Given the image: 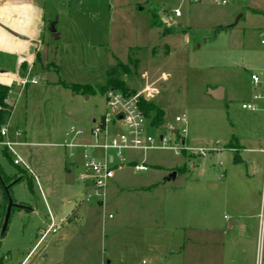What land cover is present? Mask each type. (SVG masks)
Returning <instances> with one entry per match:
<instances>
[{
  "label": "rangeland",
  "instance_id": "374dc122",
  "mask_svg": "<svg viewBox=\"0 0 264 264\" xmlns=\"http://www.w3.org/2000/svg\"><path fill=\"white\" fill-rule=\"evenodd\" d=\"M37 4L45 41L28 77H34L36 83H12L6 99L11 106L7 118L10 137L31 143L17 147L29 170L14 166L0 145V229L7 206L1 182L7 185L20 179L9 194L14 203L29 205L34 212L11 210L0 239L1 264H100L101 259H112L113 264H177V251L171 245L177 238H185L188 245L189 233L178 228L189 219L185 217L188 200L171 195L164 198V189L150 184L162 183L157 177L159 166L178 172L168 185L181 188L192 180L189 171L179 170L183 158L190 161L197 156L185 151L179 155L162 150L123 152L124 158L146 159L148 169L135 171L126 160L114 171L104 205L98 206L96 200L85 199L83 186L76 180L78 167L59 144L92 139L93 120L105 112L104 93L98 85L104 82L106 70L117 62L137 61V67L130 65L122 79L128 91L140 93L146 86L152 90L153 99L143 100L166 112L165 125L162 122L156 128L163 131L182 126L188 146L222 147L223 142L215 139L223 131L231 132L236 117L250 113L241 109L236 85L249 89L251 73L260 74L264 69V47L258 37V27L264 24V0H233L228 5L187 0H37ZM176 7H180L181 17L171 15ZM53 21L59 39L47 29ZM178 21L183 23L181 31L176 30ZM164 28L176 35H162ZM14 61L7 59L9 65ZM20 70L24 76V69ZM72 83L90 84L94 92L88 98L72 95ZM219 84L227 92L235 88L233 99L209 98L206 86ZM181 114L186 121L177 124L174 118ZM16 127L22 133L14 138ZM70 127L81 134L71 133ZM252 155L258 162L249 166L233 164V152H228V165L214 166V160L209 161L211 170L205 178L216 185L228 182V186L226 202L209 204L208 209L221 230L227 224L231 228L221 249L192 250L184 264H196L197 260L203 264H256L259 226L254 232L249 226L240 228L242 222L258 223V216L254 220L244 215L257 206L262 213L264 205V160L261 154ZM220 174L223 176L218 177ZM49 179L71 186L72 197L65 196L70 202L41 196L39 187L44 191ZM244 179L246 186L241 183ZM70 203L79 209L75 220L65 216ZM55 204L64 207L56 212ZM51 218L54 225L48 231ZM155 255L161 257L160 263Z\"/></svg>",
  "mask_w": 264,
  "mask_h": 264
},
{
  "label": "crops",
  "instance_id": "0c3cea01",
  "mask_svg": "<svg viewBox=\"0 0 264 264\" xmlns=\"http://www.w3.org/2000/svg\"><path fill=\"white\" fill-rule=\"evenodd\" d=\"M17 6H29L28 11V21H27V27L26 31L24 33L11 28L8 26L5 21H3L0 17V22L7 27H9L14 32L18 33L21 38H17L15 36L7 34L5 31L0 29V74L5 73L6 75L12 76V78L8 82H3L0 80V83L6 86H10L12 83L20 84L22 80L29 81L28 77L30 76V72L32 68L34 67L35 58L37 57V53H39L41 46L44 43V29L43 24L44 21L40 14V9L37 4V0H30L26 2H22L20 0H0V10H9L12 7ZM253 11H257V8H251ZM236 12V11H233ZM235 14V13H234ZM181 17V16H180ZM177 27H183V23L181 21H178L176 23ZM264 28L263 26L258 27V31ZM172 35H176L171 33ZM166 34V35H171ZM163 35V34H162ZM185 39H187V35H185ZM167 46V45H165ZM200 47V45H198ZM14 59V64L9 65L7 62V59ZM24 69L22 73H25L24 76H21V70ZM261 73H263L262 77L264 78V69L261 70ZM252 74V73H251ZM34 78V77H32ZM20 82V83H19ZM249 83L252 85L251 81ZM27 84V83H26ZM73 84V83H72ZM239 85V84H238ZM236 85V91L238 90L237 94L241 99V104L247 101H251L252 94L254 92L253 86L249 89L244 90V87H240ZM261 90L263 89V86L260 87ZM219 91V98H215L214 95L210 93L211 91L216 92ZM235 88H231L229 92H227V88L221 84L216 86L208 85L206 86V94L209 96V98L213 100H225L226 98L233 99V92ZM72 91V90H71ZM75 92L72 91V95H74ZM214 94V93H213ZM89 96H87L88 98ZM240 104V105H241ZM259 109L257 111H250V113L240 115L236 117V120L234 123L235 127H231L232 130L230 133H226V131H223L221 136L216 138L215 140H219L223 142V146L220 148H213L214 150H211L209 152V155H196V158H193L190 161H187L183 158V161L181 163V166L179 167V170L183 173L186 171H189L192 180L186 184H183L181 188H174L170 187L168 184L171 183V181L175 180L178 172H176L175 178H170L169 180H166L165 178L173 171V168H162L157 166V172H158V178L163 179L162 183H159L158 181L151 182L150 186H158V188L164 189V198L169 197L170 195L174 198L180 197L181 199H187L188 205H189V211L185 215V217H188L187 223L180 224L178 226L179 229H183L185 233H189V237L186 236L188 240V245H185V238H177L175 240V244L171 245V249L177 251L176 256H174L175 261L177 264H184L185 256L186 259L189 258L190 253L192 250L201 249V247L207 248H213L217 247L218 249H221L223 247V237L226 234V231L230 230L231 225L227 224L225 229H220L217 224L215 223L213 219V213L211 212V209H208V205H213L214 203L219 205L221 202H226V190L225 186H228V182L223 183L221 185L213 184L209 179L205 178L209 175V172L211 170V165L209 161H213L212 165H216L217 163L223 164L225 162L226 165L230 164L228 152H233V164H237L239 162L244 163L245 166H249V164L254 165L256 161L258 162V159L254 157V155L251 156V154H261L262 160H264V103L262 101L258 102ZM164 112L163 116V122L165 125V116L166 112L164 109H162ZM257 112H262L263 114H260ZM18 129L22 133L21 128L16 127L15 130ZM14 130V138L17 136L15 135ZM11 138V137H10ZM90 138H92L90 136ZM12 139V138H11ZM15 140V139H13ZM26 142L25 140H22ZM90 141L87 142H80V143H90ZM186 141L188 143V140L186 138ZM62 143V142H61ZM30 142H26L27 146L30 145ZM207 157H205V156ZM254 157V158H253ZM260 158V156L258 157ZM125 161L127 160L128 163L135 164V163H144L148 165L146 159H141L140 161H137L135 158H124ZM253 162V163H252ZM255 162V163H254ZM116 170V169H115ZM223 176L220 174L218 177ZM114 179H111L109 182L106 190H105V198L102 203L97 202L98 206H103L104 202L106 201L107 196V189L112 185V181ZM241 183L243 186L247 185V180H241ZM83 186V185H82ZM160 186V187H159ZM169 186V187H166ZM42 188V187H41ZM60 188V189H59ZM84 189V187H83ZM156 189V188H155ZM85 191V190H83ZM44 193L45 197L48 199L50 198L52 201H57L61 199H66L64 202H70L69 199L67 200V197H65L67 194L68 197H72V188L67 183L64 184V186L59 185L56 181L49 179L46 181V185L44 187ZM61 193V196L59 197V194ZM251 196V195H250ZM254 197L257 199V196L254 195ZM202 206V207H199ZM63 205L57 206V204L54 205V210L56 212H60L61 208H63ZM201 208H204V211H199ZM48 212L50 213V216L53 218V211L49 210L48 204H47ZM78 208H76V205L74 203H70L68 210L66 211L65 216H68L69 220H75L78 218ZM258 206L254 209H251L248 211L247 214L244 215L247 219H254L255 217L259 218V222L257 223H240V228L243 230H246L248 226L250 227V230L254 232L256 230V226L258 224L259 230H258V236H257V250L259 247V237L260 234H263L264 237V205L263 210L261 213V210L258 211ZM34 212V210H32ZM201 213V214H199ZM183 216H181V219ZM186 219V218H185ZM183 220V219H182ZM180 222H182L180 220ZM202 245V246H201ZM264 246V245H263ZM257 254V253H256ZM263 254H264V248H263ZM155 261L157 263H160L161 257L158 255H155ZM165 260V259H164ZM144 260H142V263ZM100 264H113L112 259H101ZM196 264H203L200 260H197Z\"/></svg>",
  "mask_w": 264,
  "mask_h": 264
},
{
  "label": "built area",
  "instance_id": "2783aa9c",
  "mask_svg": "<svg viewBox=\"0 0 264 264\" xmlns=\"http://www.w3.org/2000/svg\"><path fill=\"white\" fill-rule=\"evenodd\" d=\"M193 3L212 2L217 5H228L233 0H187ZM171 15L175 18L181 16L180 7L172 9ZM173 18L168 20L172 24ZM260 44L264 47V28L258 31ZM263 73L250 75L254 92L251 101L242 103L241 109L257 111L258 102L264 103V78ZM36 83L34 78L29 81L22 80V84ZM263 89L260 90V87ZM105 112L98 119L93 120L90 136V143H80L74 140H64L59 145L66 151L68 160L78 167L76 180L83 185L86 200H96L102 203L105 198V190L114 176L116 168L123 165L125 159L122 155L126 151H170L175 155L186 153L203 155L214 149L193 148L188 146L186 141V128L174 127L164 128L162 131L153 128L150 124V118L145 114L141 106V101L153 99L152 90L146 86L140 93H122L118 90L109 89L104 93ZM264 110V108H263ZM177 124L186 121L184 114L177 115L174 118ZM69 131L76 135L81 131L70 127ZM15 135H21L20 130H15ZM0 145L7 150L15 166H20L29 170L23 157L19 154L17 147L26 145L24 141L13 140L10 138V125L7 120L0 127ZM264 152V147H263ZM135 171H144L148 165L144 163L132 164ZM36 178V177H35ZM41 196L45 198V193L39 187ZM54 221L51 223L48 231L52 230ZM264 237L260 234L259 247L257 250L256 264H264Z\"/></svg>",
  "mask_w": 264,
  "mask_h": 264
},
{
  "label": "trees",
  "instance_id": "16d2710c",
  "mask_svg": "<svg viewBox=\"0 0 264 264\" xmlns=\"http://www.w3.org/2000/svg\"><path fill=\"white\" fill-rule=\"evenodd\" d=\"M15 10L11 8L9 10H0L1 19H5V17ZM154 16V15H153ZM171 27V25L169 26ZM176 30L181 31V27L176 26ZM169 29L164 28L162 34H169ZM37 59H39V53H37ZM130 65L134 68L137 67V61H129V63L124 64L121 62H117L116 64L110 66L106 70L105 80L102 84L98 85V90L101 93H105L109 89L118 90L122 93L128 94L133 93L132 91H128V88L125 86L124 80L122 76L129 72ZM12 76L6 74H0V80L3 82H8ZM73 92L80 93L82 95H91L94 92L93 87L90 84H79L73 83L69 87ZM10 91V87L0 84V127L6 122L10 112L11 106L6 103V99L8 98ZM141 106L144 109L145 114L150 118V124L153 128H156L163 122L164 112L162 109L156 107L152 103H148L144 100L141 101ZM12 162V161H11ZM15 166V165H14ZM28 190L32 193V183H27Z\"/></svg>",
  "mask_w": 264,
  "mask_h": 264
},
{
  "label": "water",
  "instance_id": "95a60500",
  "mask_svg": "<svg viewBox=\"0 0 264 264\" xmlns=\"http://www.w3.org/2000/svg\"><path fill=\"white\" fill-rule=\"evenodd\" d=\"M240 17H241V15H239L236 18V20L233 23V25H235L237 23V21L239 20ZM55 24H56L55 21L50 22L48 30L53 35L54 39H59V34L55 30ZM0 29L5 31L9 35L15 36L17 38H21V36L18 33L14 32L13 30H11L9 27H7L6 25L2 24L1 22H0ZM219 91H220L219 89L216 92L210 90V93L212 95H214L215 98H219V96L217 95V94H219ZM175 175H176V172L173 171L165 179L166 180H169L170 178L174 179ZM19 181H20V179H15V180H13L11 183H9L7 185H5V184H3V182H1L3 191H4V193H5L6 197H7V206H6V211H5V215H4L3 225H2V228H1V231H0V238H2L4 236L5 231L7 229L9 217H10V214H11V209L12 208H20V209L29 208V207H27V206H25L23 204L14 203L12 198H11V196H10V194H9V189L11 188V186L14 185L15 183L19 182Z\"/></svg>",
  "mask_w": 264,
  "mask_h": 264
},
{
  "label": "flooded vegetation",
  "instance_id": "af4514ba",
  "mask_svg": "<svg viewBox=\"0 0 264 264\" xmlns=\"http://www.w3.org/2000/svg\"><path fill=\"white\" fill-rule=\"evenodd\" d=\"M12 8H14L15 10L10 12V14H8L5 17V19H2V20L5 21V23L8 26H10L11 28H14V29L24 33L26 31V27H27L29 6H17V7H12ZM49 23L50 22H48L47 29L49 27ZM18 204H21V203H18ZM23 205H25V204H23ZM25 206H27L29 208H26V209L17 208V209H19L20 211H30V212H32L33 209L29 205H25ZM2 225H3V223H2ZM0 231H1V229H0ZM2 260L3 259L0 257V264L2 263Z\"/></svg>",
  "mask_w": 264,
  "mask_h": 264
},
{
  "label": "bare ground",
  "instance_id": "6f19581e",
  "mask_svg": "<svg viewBox=\"0 0 264 264\" xmlns=\"http://www.w3.org/2000/svg\"><path fill=\"white\" fill-rule=\"evenodd\" d=\"M5 74V73H4Z\"/></svg>",
  "mask_w": 264,
  "mask_h": 264
}]
</instances>
